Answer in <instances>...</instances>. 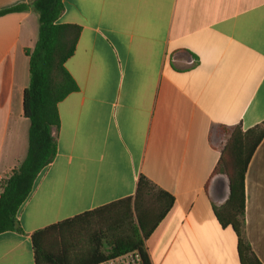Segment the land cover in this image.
Segmentation results:
<instances>
[{
	"label": "crops",
	"instance_id": "0c3cea01",
	"mask_svg": "<svg viewBox=\"0 0 264 264\" xmlns=\"http://www.w3.org/2000/svg\"><path fill=\"white\" fill-rule=\"evenodd\" d=\"M34 0H0V12ZM80 27L66 68L78 90L58 105L54 161L0 234V264H36L32 235L152 190L139 209L170 211L145 241L151 264H240L216 216L229 196L214 174L223 128L264 122V0H64ZM39 35L33 11L0 16V182L25 161L24 93ZM1 194V191H0ZM116 211H121L118 207ZM244 236L264 264V139L245 176Z\"/></svg>",
	"mask_w": 264,
	"mask_h": 264
},
{
	"label": "trees",
	"instance_id": "16d2710c",
	"mask_svg": "<svg viewBox=\"0 0 264 264\" xmlns=\"http://www.w3.org/2000/svg\"><path fill=\"white\" fill-rule=\"evenodd\" d=\"M39 16V35L35 48L27 51L30 59V82L24 93V115L30 120L29 149L25 161L0 184V234L19 232L18 212L30 195L39 173L57 155L54 130L60 127L58 105L78 86L66 68L73 56L81 29L75 25L58 24L65 10L64 0H34L0 12V16L23 11ZM228 140L222 148L214 174L228 180L229 196L225 205L216 209L222 226H231L238 237L240 264H262L244 236L245 176L249 163L264 139V122L247 131L240 125L223 128ZM152 190L146 178L138 182L136 196L126 198L88 212L71 220L39 230L32 235L36 264H99L130 251L138 250L146 264H151L145 241L170 211L174 198L159 193L162 205L158 211L138 201ZM121 207V211L115 209ZM96 218L99 227L85 242L84 252L74 256L73 249L82 242V225Z\"/></svg>",
	"mask_w": 264,
	"mask_h": 264
},
{
	"label": "built area",
	"instance_id": "2783aa9c",
	"mask_svg": "<svg viewBox=\"0 0 264 264\" xmlns=\"http://www.w3.org/2000/svg\"><path fill=\"white\" fill-rule=\"evenodd\" d=\"M99 264H146V262L141 252L138 250H134L119 255L117 257L105 260Z\"/></svg>",
	"mask_w": 264,
	"mask_h": 264
},
{
	"label": "rangeland",
	"instance_id": "374dc122",
	"mask_svg": "<svg viewBox=\"0 0 264 264\" xmlns=\"http://www.w3.org/2000/svg\"><path fill=\"white\" fill-rule=\"evenodd\" d=\"M224 134H225V138H226V141H225V144H226V142L228 140V135L225 132H224ZM90 221L91 222L89 224L82 225V227L84 228V232L82 233V239L80 240V242H82V243L78 247L73 249L72 254H74V256L76 254H81L84 252L85 242H87V241L89 242V239L97 231V229L100 225L99 223H97L96 218H91Z\"/></svg>",
	"mask_w": 264,
	"mask_h": 264
}]
</instances>
